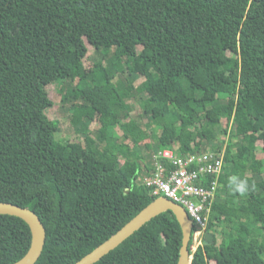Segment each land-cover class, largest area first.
<instances>
[{
  "label": "trees",
  "instance_id": "trees-1",
  "mask_svg": "<svg viewBox=\"0 0 264 264\" xmlns=\"http://www.w3.org/2000/svg\"><path fill=\"white\" fill-rule=\"evenodd\" d=\"M87 44L100 56L88 75ZM51 86L72 102L78 142L56 137ZM259 143L264 156V0H0V202L42 222L35 264L80 261L157 199L144 179L156 160L172 167L154 155L208 145H226L225 164L206 180L216 190L191 264H264ZM30 244L22 220L0 215V264ZM181 245L166 212L96 264H177Z\"/></svg>",
  "mask_w": 264,
  "mask_h": 264
},
{
  "label": "built area",
  "instance_id": "built-area-1",
  "mask_svg": "<svg viewBox=\"0 0 264 264\" xmlns=\"http://www.w3.org/2000/svg\"><path fill=\"white\" fill-rule=\"evenodd\" d=\"M153 157L167 162L172 169L156 160L155 172L144 179L145 186L154 197H164L186 211L195 229L191 245L195 252L208 228L209 199L216 190V182L208 185L206 180L219 176L225 164V148H208L183 157L167 149Z\"/></svg>",
  "mask_w": 264,
  "mask_h": 264
},
{
  "label": "water",
  "instance_id": "water-1",
  "mask_svg": "<svg viewBox=\"0 0 264 264\" xmlns=\"http://www.w3.org/2000/svg\"><path fill=\"white\" fill-rule=\"evenodd\" d=\"M166 212H171L174 215L182 232V245L177 264H191L189 242L192 235L193 224L188 214L181 206L164 197L155 199L108 240L75 264L98 263L103 257L120 246L126 239L139 231L145 224ZM0 215L11 216L22 220L28 226L31 233L29 250L21 260L14 264H35L42 254L46 241V231L38 216L29 209L2 202H0Z\"/></svg>",
  "mask_w": 264,
  "mask_h": 264
},
{
  "label": "rangeland",
  "instance_id": "rangeland-1",
  "mask_svg": "<svg viewBox=\"0 0 264 264\" xmlns=\"http://www.w3.org/2000/svg\"><path fill=\"white\" fill-rule=\"evenodd\" d=\"M87 48H88V53L87 56L85 58V60L83 61V67L85 69L86 74H90L92 71V62L94 60L99 59V54L96 53L93 48L87 44ZM76 81V80H75ZM143 82V79H139L136 81V85H139L140 83ZM49 92H50V98L53 101V107L47 111V115L49 117L50 120H55L58 123V127H59V134L56 136L58 140L61 141H72L74 142V140L76 142H78L79 140H81V138L76 134L75 129L78 127L77 125L74 126L72 125L71 121H72V113H71V100L69 98H66L64 96H61L59 94V92L55 89L54 86H51L49 88ZM223 97H221L220 99H222ZM128 112L130 115V118L133 119H139L140 115H142V110H141V106L140 103L134 100H130L128 103ZM141 121H147V119H145V117L140 118ZM97 127V123H93L91 128H96ZM117 129V128H116ZM223 139L218 137L217 140L215 141V144H218L222 141ZM261 144H257V156H259L261 159L264 158L263 154L261 153ZM264 162V160H263ZM216 240L217 243H219L220 238L216 235ZM192 258L190 257V260Z\"/></svg>",
  "mask_w": 264,
  "mask_h": 264
},
{
  "label": "clouds",
  "instance_id": "clouds-1",
  "mask_svg": "<svg viewBox=\"0 0 264 264\" xmlns=\"http://www.w3.org/2000/svg\"><path fill=\"white\" fill-rule=\"evenodd\" d=\"M208 148H210L212 150L215 149V148H212L211 145H208L206 149H208ZM222 148H225V153H226V145H224ZM175 149L177 150V147H173L171 150H173L174 153H175L176 152ZM175 155H176V153H175ZM184 156H186V155H184ZM178 157H183V156H178ZM228 186H229V188L231 189L232 192L238 193L240 195H244L249 190L248 181L245 180V179H241L239 176H236V175H233V176L229 177ZM157 198H160V197H157ZM194 230L195 229H194V226H193L190 242L192 241ZM190 242H189V244H190ZM202 242H203V239H202ZM189 250H190V257L192 258L191 254H193L194 252L191 251V246H190ZM191 261H192V259H191Z\"/></svg>",
  "mask_w": 264,
  "mask_h": 264
}]
</instances>
